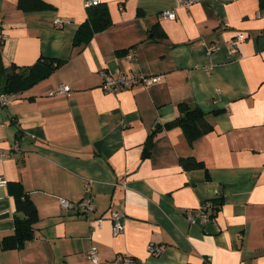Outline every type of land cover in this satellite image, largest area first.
<instances>
[{"label": "crops", "instance_id": "crops-1", "mask_svg": "<svg viewBox=\"0 0 264 264\" xmlns=\"http://www.w3.org/2000/svg\"><path fill=\"white\" fill-rule=\"evenodd\" d=\"M18 1L0 0L4 67L47 57L39 72L50 58L61 62L0 107V146L10 148L0 161V214L9 213L0 217V264H91L92 245L99 264H264L261 0H197L189 8L177 0H102L111 23L84 45L74 36L87 0H44L51 7L34 10ZM167 8L175 18L160 15ZM238 33L245 37L232 50ZM103 69L160 78L109 91ZM61 83L68 95L48 94ZM182 102L199 106L212 128L190 139L181 125L165 126ZM188 157L204 165L186 168ZM18 194L38 209L35 236L4 248L22 214ZM84 197L94 210L61 204ZM213 198L220 208L203 221L199 206ZM112 210L124 215L117 234ZM151 241L159 253L148 250ZM118 254L132 260L115 261Z\"/></svg>", "mask_w": 264, "mask_h": 264}, {"label": "trees", "instance_id": "trees-1", "mask_svg": "<svg viewBox=\"0 0 264 264\" xmlns=\"http://www.w3.org/2000/svg\"><path fill=\"white\" fill-rule=\"evenodd\" d=\"M18 6L24 10H34L50 8L51 4L44 0H19ZM260 6L261 11L264 12V0H261ZM87 9L88 15L79 25L75 33V45H84L96 31L104 29L111 23L108 7L103 1H100L95 5H87ZM42 58L46 59L47 57H41L36 64L42 62ZM49 60L47 61V68L39 72L34 70L36 64L24 67L15 65L13 68L7 69L1 61L0 53V93L4 91L19 92L31 86L38 79L49 74L51 70H53V68L61 62V59L58 58H50ZM27 69L29 70L28 73L25 72ZM180 107L182 110L181 114L175 119L166 122L165 126H170L172 124L181 125L190 139L203 132H207L212 128V125L205 119L204 111L199 106H191L186 102H182ZM161 128L162 125H158L151 133L150 138L153 133L157 132ZM145 154H149V148L146 149ZM181 163L186 168H194L204 165L202 161L192 157L182 158ZM207 200L212 202L210 215L213 217L220 208L221 200L218 198ZM16 204L17 210L21 211L22 214H17L15 216L14 232L3 238L2 245L4 248L21 246L26 240L35 236V222L39 218V212L35 203L31 198L24 196L23 194H18L16 197ZM185 264L202 263L188 261Z\"/></svg>", "mask_w": 264, "mask_h": 264}, {"label": "built area", "instance_id": "built-area-1", "mask_svg": "<svg viewBox=\"0 0 264 264\" xmlns=\"http://www.w3.org/2000/svg\"><path fill=\"white\" fill-rule=\"evenodd\" d=\"M102 0H87V5H95L98 4ZM197 0H177L179 6H185L189 8L192 3L196 2ZM160 15L165 18H175L176 17V11L175 8H167L161 11ZM62 23L61 19L56 20V24L60 25ZM1 24V22H0ZM2 39L6 37V35L2 34L0 35ZM245 37V34L238 33L234 38L230 41V47L232 50H235L237 48L238 42ZM216 45L210 46L209 50L216 49ZM132 55H130L131 57ZM102 75V83L101 86L109 91H118L123 88L131 87L135 83L143 82L144 84H151L154 82H157L160 78L159 75H146L143 73H128L124 71H120L117 73L110 72L108 70L103 69L101 71ZM71 92V87L67 83H61L58 86L50 89L48 91V94L54 95V94H69ZM19 96L18 91H4L0 93V107H3L13 100L17 99ZM15 149L18 148V146L14 147ZM10 154V148H6L3 146H0V161L7 159V157ZM3 182V179L0 177V183ZM61 204L63 207L67 209H79L84 211L94 210L95 205L92 202V199L90 197H84L81 198L78 201H73L67 198L61 199ZM212 209V202L210 200H206L199 206V217L205 221L209 217H212L210 215V211ZM110 217L113 221V232L115 234L120 233L124 228V215L120 211L112 210ZM187 219L191 222H195L197 220L196 214H194L192 209H188L187 211ZM148 250L151 253H159L162 250V247L155 242L151 241L148 244ZM87 255L91 261V264H99L102 261V257L99 251V248L96 245H92L87 250ZM132 257L125 256L122 254H118L115 257V261L118 262H126L131 261Z\"/></svg>", "mask_w": 264, "mask_h": 264}, {"label": "water", "instance_id": "water-1", "mask_svg": "<svg viewBox=\"0 0 264 264\" xmlns=\"http://www.w3.org/2000/svg\"><path fill=\"white\" fill-rule=\"evenodd\" d=\"M7 215H9L8 212H6V213H1V214H0V217H5V216H7Z\"/></svg>", "mask_w": 264, "mask_h": 264}]
</instances>
